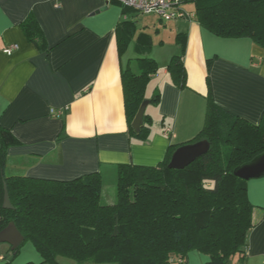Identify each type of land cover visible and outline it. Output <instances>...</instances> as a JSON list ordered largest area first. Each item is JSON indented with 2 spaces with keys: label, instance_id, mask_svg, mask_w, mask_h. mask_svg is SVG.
I'll use <instances>...</instances> for the list:
<instances>
[{
  "label": "crops",
  "instance_id": "crops-1",
  "mask_svg": "<svg viewBox=\"0 0 264 264\" xmlns=\"http://www.w3.org/2000/svg\"><path fill=\"white\" fill-rule=\"evenodd\" d=\"M182 9L190 16L166 22L133 10L124 14L122 0H0V125L13 140L6 174L67 181L102 171L114 181L107 200L114 203L119 164L156 166L172 145L195 143L190 141L203 129L209 92L218 105L259 124L264 48L251 38H223L202 27L193 0H185ZM31 15L47 50L24 32ZM180 42L183 87L169 70ZM14 44L16 50L5 52ZM145 56L158 66L145 89L152 119L146 139L128 131L122 87L124 71L137 72V58ZM52 109L61 116H52ZM247 188L254 226L246 264H264V176L247 180ZM29 245L32 253L14 264L42 263ZM209 261L199 251L187 255V264Z\"/></svg>",
  "mask_w": 264,
  "mask_h": 264
},
{
  "label": "trees",
  "instance_id": "trees-1",
  "mask_svg": "<svg viewBox=\"0 0 264 264\" xmlns=\"http://www.w3.org/2000/svg\"><path fill=\"white\" fill-rule=\"evenodd\" d=\"M196 20L223 38L248 37L264 48V0H193ZM132 12L124 7V14ZM26 36L47 50L34 16L22 24ZM169 65L174 82L186 84L185 44ZM138 71L122 75L124 110L130 134L145 139L152 126L145 113L139 132L133 121L145 102L150 75L158 69L149 56L137 58ZM0 125V231L14 222L42 257L41 264H187L190 251L210 257L208 264H246L253 205L247 181L234 169L264 153V117L251 123L218 105L211 93L203 129L190 142L205 140L210 150L183 169L169 163L176 145L156 166L119 164L117 200L102 202V171L61 181L6 174L13 140ZM7 187L13 209H5ZM12 251V250H11ZM20 248L12 251L16 257ZM14 257L4 258L13 264ZM26 264H35L28 262Z\"/></svg>",
  "mask_w": 264,
  "mask_h": 264
},
{
  "label": "water",
  "instance_id": "water-1",
  "mask_svg": "<svg viewBox=\"0 0 264 264\" xmlns=\"http://www.w3.org/2000/svg\"><path fill=\"white\" fill-rule=\"evenodd\" d=\"M149 102L145 101L140 107L134 121L133 127L136 132H139L143 124L144 114ZM210 150V143L202 140L195 143L186 144L180 146L173 153L169 167L171 169H183L190 163L200 158ZM234 174L243 179L250 180L252 178H258L264 176V153H261L254 157L252 160L243 163L242 165L234 169ZM5 209H13L7 187L5 186L4 204ZM25 241V237L18 230L14 222H10L7 227L0 231V244L6 243L10 246L12 251L17 250L22 246ZM232 264V263H230Z\"/></svg>",
  "mask_w": 264,
  "mask_h": 264
},
{
  "label": "built area",
  "instance_id": "built-area-1",
  "mask_svg": "<svg viewBox=\"0 0 264 264\" xmlns=\"http://www.w3.org/2000/svg\"><path fill=\"white\" fill-rule=\"evenodd\" d=\"M185 0H122L123 6L142 15H154L162 21H172L179 18L189 17L185 10L182 9ZM17 49V45H11L5 52L12 53ZM52 116L60 117L59 110L52 109ZM168 128L166 134H170Z\"/></svg>",
  "mask_w": 264,
  "mask_h": 264
},
{
  "label": "rangeland",
  "instance_id": "rangeland-1",
  "mask_svg": "<svg viewBox=\"0 0 264 264\" xmlns=\"http://www.w3.org/2000/svg\"><path fill=\"white\" fill-rule=\"evenodd\" d=\"M187 6L193 7V4L192 3H188ZM143 17H144L145 20H148V21H150L151 18H152V17H148V16H143ZM112 186H113V192H115L114 191V189H115V187H114V181L110 177L109 178H106L105 179V187L106 188L104 189V193L102 195V202L103 203H107V200L110 199V195L112 193V191H111L112 190ZM116 200H117V198H115V201ZM29 243H31V242L26 241L23 244V246L21 247L20 253L16 257L13 256V253L11 251V248H10V246L8 244L1 243L0 244V255H3V257H5V258L7 257L8 260H9V257H11V259L14 257V260L15 259L17 260L18 258H23L26 255H30V252L31 251L28 249L29 246H30ZM59 261H60L61 264H76V262L71 261V260H68V259H65V258H60ZM14 263H15V261H13V264ZM0 264H3V262L0 263ZM106 264H113V263H106Z\"/></svg>",
  "mask_w": 264,
  "mask_h": 264
}]
</instances>
